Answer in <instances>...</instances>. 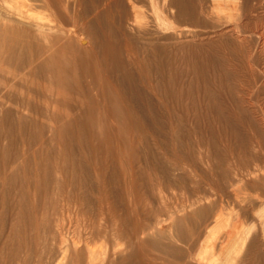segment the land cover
Wrapping results in <instances>:
<instances>
[{
  "label": "bare ground",
  "instance_id": "obj_1",
  "mask_svg": "<svg viewBox=\"0 0 264 264\" xmlns=\"http://www.w3.org/2000/svg\"><path fill=\"white\" fill-rule=\"evenodd\" d=\"M239 1L0 0V264L30 255L41 264L47 237V264H67L71 248V264L85 252L98 255L93 264H264L263 127L239 83L264 88L253 55L264 52V16L248 49ZM199 146L220 162L248 156L252 167L227 174L226 192L243 207L252 177L255 225H242L239 210L223 216L222 198L207 193L174 212L150 210L176 173L196 167ZM199 214L207 224L183 241L176 227Z\"/></svg>",
  "mask_w": 264,
  "mask_h": 264
},
{
  "label": "rangeland",
  "instance_id": "obj_2",
  "mask_svg": "<svg viewBox=\"0 0 264 264\" xmlns=\"http://www.w3.org/2000/svg\"><path fill=\"white\" fill-rule=\"evenodd\" d=\"M246 1V0H245ZM244 0H240L239 1V5L241 6V8H240V14H241V17H243L241 20H242V24L244 25L245 24V26H247L248 27V25L250 26L249 28L250 29H252V32L250 33V38H249V40L251 41V42H248L247 43V47H248V49H250V48H252V49H254L255 47H254V39H255V35H256V32H254L253 30V26L255 25V24H257V25H259L260 24V22H258V21H256V19L254 18L255 16H258V18H260L261 17V15H262V17L264 16V10H263V12L262 11H260L257 7H259V1H263V0H248V1H246L245 2ZM241 2V3H240ZM248 2V3H247ZM250 3V5H248ZM246 5V6H245ZM253 5H255V6H253ZM243 6V7H242ZM248 6V7H247ZM256 9H255V8ZM243 8H246V9H243ZM249 8L250 9H252V10H249ZM242 9V10H241ZM248 10V11H247ZM245 12V13H244ZM246 14V15H245ZM249 19V20H248ZM172 25H175L174 23L173 24H169V26H168V24H167V26L168 27H170V26H172ZM261 25V24H260ZM253 36H254V39H253ZM252 38V39H251ZM250 43V44H249ZM251 43H253V45H251ZM251 45V46H249V45ZM253 46V47H252ZM250 47V48H249ZM252 49L250 50V51H252ZM258 50V51H257ZM260 51H262V49H261V47H258V48H256V50H255V52L253 51V55L255 54V58H256V56L258 55V54H256V53H260L259 55V61L261 62L260 64V66H262V69L264 70V52H263V55H262V52H260ZM261 58V59H260ZM263 58V59H262ZM243 79V80H242ZM242 79H240L239 80V83L241 84V87H242V90H241V93H242V95L244 96V97H249L250 96V99L249 98H244L247 102H249L250 101V108L252 109L251 111H253L254 113H252L253 114V117L255 118V122H256V124H257V130L259 131L260 129L259 128H261V127H263L264 128V107L262 108V106L261 105H263L264 106V91H263V89L264 88H262V86L260 85V82L258 81V80H252L251 78H249L248 76H244V77H242ZM248 79V80H247ZM242 80V81H241ZM246 81V82H245ZM253 81L255 82V83H253ZM184 84H187V82H189L188 80H185V81H182ZM243 82V83H242ZM258 82V83H257ZM255 84V85H254ZM247 85V86H246ZM252 87H251V86ZM260 86V87H259ZM255 87H257V88H255ZM259 87V88H258ZM264 87V86H263ZM244 88H245V90H244ZM254 90V91H252V90ZM259 89V90H258ZM263 92H262V91ZM261 91V92H260ZM252 92H254V93H252ZM255 92H257V93H255ZM245 93H246V95H245ZM196 94H197V97H196ZM263 96V97H262ZM263 98V99H262ZM184 99V102L186 101L187 103H190V101H189V99L190 98H188V97H184L183 98ZM187 99H188V101H187ZM192 99V98H191ZM193 99H195V100H197L198 102L200 101L201 103H203V97H202V95H201V93H194V98ZM257 100V101H256ZM262 102L261 103V105L259 104V102ZM253 103H254V105L255 104H257V106L259 107H257V106H254L253 105ZM259 104V105H258ZM253 105V106H252ZM255 108V109H254ZM261 109H263V110H261ZM261 110V111H260ZM257 111V112H256ZM191 112V113H190ZM260 112V113H259ZM263 112V114L261 115V113ZM189 113V114H188ZM187 115H188V119H190V118H193V115H192V111L191 110H188V112H187ZM256 115H259V117L258 116H256ZM256 118H257V120H256ZM261 118V119H260ZM263 121V122H262ZM263 123V124H262ZM262 124V125H261ZM263 128H261V130L259 131V137H260V140H261V138H262V140L260 141V148H259V150H258V148H256V150H257V153H256V155H257V157L258 158H260V160L262 161V162H264V129ZM256 129V128H255ZM201 148V149H200ZM204 147H201V146H199V148H197V152H201L200 153V155H199V157H200V160H201V158H202V160L201 161H205V162H202V164H199V162H200V160H199V157L196 159V164H195V166L197 167H194V168H189L188 169V167L185 169V170H183V171H179L178 173H176L177 175L179 174V176H181V180L179 179L178 180V182H175V184L173 185V186H171V188H166L165 190H164V192H163V196H162V198H161V200L160 201H158V200H153L152 201V203H151V205L149 206L150 207V210L152 211H157V212H159V214L160 215H162V214H165V211L166 212H174L175 210H178V209H180L181 207H182V205H185L186 203H188V200L192 197V196H194V194L195 195H199L200 194V196H203V195H205L206 193L208 194V195H210L211 197H215V198H217V199H221L223 202H225V203H223L222 201H221V205H222V209H223V211H222V209H221V213H223L222 215L223 216H225V214H228L229 216H230V213L232 214L233 212H231V211H234V212H236L237 210H239V212L238 213H240V215H242L243 214V219H242V217H241V224L243 225L244 224V226H246V224H247V222H248V224H247V226H251V225H255L256 223H257V221L254 219L253 221H254V223H252L253 221H251L250 219H249V216H250V214L249 213H251L255 208V206L254 205H256L255 204V202H253L254 200H252V198L254 197V196H252L253 194H254V192H253V190H251V189H249L250 191L249 192H247L248 190V187H249V183H251L253 180H252V177H247V178H245V184H244V188L242 189V195L241 196H244V198H245V202H246V204L245 203H243V204H241V205H243V207H237V205H233L232 204V200L230 199V197H228V195H227V192H226V190H227V174H233V171L236 173V172H239V171H244V170H246L248 167H252V162H248L249 160H247L248 158V156H240V157H234V158H230V159H228V158H225V159H222V161L220 162V161H218V160H216V159H213V156L212 155H210L211 153H210V150H208V148H204ZM198 149H200V150H198ZM206 149H207V151H206ZM203 151H204V153H203ZM205 151L207 152V153H205ZM262 151V152H261ZM209 153V154H208ZM203 154V155H202ZM206 154V156H207V158L204 156ZM202 155V156H201ZM206 158V159H205ZM247 158V159H246ZM239 159V160H238ZM207 160V161H206ZM209 160H211V161H209ZM246 160V161H245ZM199 161V162H198ZM232 161H234V163L232 162ZM214 162V163H213ZM226 162V163H225ZM231 162V164H229ZM219 163V164H218ZM233 163V164H232ZM247 163V165H245ZM254 163H256L255 161H254ZM258 163H260L261 164V162H258ZM199 164V165H198ZM207 164V165H206ZM213 164V165H212ZM217 164H218V166H217ZM221 165V166H220ZM226 165H229V166H227L228 167V169H227V167H226ZM239 165V166H238ZM199 166V167H198ZM201 166H202V168H201ZM214 166V167H213ZM217 166V167H216ZM238 167V168H237ZM246 169H245V168ZM240 168V169H239ZM195 169V170H194ZM198 169V170H197ZM209 169H211V171L209 170ZM212 169H214L215 171V173L213 172V170ZM221 169V170H220ZM235 169V170H234ZM189 170V171H188ZM197 170V171H196ZM200 170V171H199ZM191 171V172H190ZM195 173H194V172ZM224 171V172H223ZM182 173V175H181V173ZM210 172V173H209ZM197 173V174H196ZM219 173V174H218ZM190 174H191V176H190ZM205 174V175H204ZM225 174V175H224ZM192 178V179H191ZM187 179V180H186ZM190 179V180H189ZM196 181H195V180ZM198 179V180H197ZM217 179H219L218 181H217ZM223 179V180H222ZM184 180V181H183ZM194 180V181H193ZM247 180V181H246ZM217 181V182H216ZM183 184H182V183ZM188 182V183H187ZM190 182V183H189ZM202 182V183H201ZM208 182V186H207V183ZM187 183V184H186ZM194 183H195V185H194ZM225 183V184H224ZM180 186H179V185ZM176 186V187H175ZM179 186V187H178ZM189 186V187H188ZM197 187L196 188V190H198V191H196L195 190V188L194 189H192L193 187ZM209 186H210V188H209ZM222 186V187H221ZM246 186H247V189H246ZM175 187V188H174ZM185 187V188H184ZM187 187V188H186ZM212 187V188H211ZM214 187V188H213ZM224 187V188H223ZM225 187H226V189H225ZM173 188H174V191H173ZM199 188V189H198ZM209 188V189H208ZM250 188V187H249ZM189 189V190H188ZM190 189H191V191H190ZM203 189V190H202ZM212 189V190H211ZM178 192H177V191ZM208 190H210V192L208 191ZM175 191H176V193H175ZM185 191V193H183ZM193 191H195V192H193ZM201 191V192H200ZM204 191V193H202ZM212 191V192H211ZM220 191V192H219ZM246 192V193H244V192ZM253 193H252V192ZM170 192V193H169ZM172 192H173V194H172ZM180 192V193H179ZM197 192H200V193H197ZM169 195H167V194ZM174 193L176 194V196L174 195ZM192 193H194V194H192ZM202 193V194H201ZM214 193V194H213ZM220 193H222V195L220 194ZM179 194H181V195H179ZM185 194V195H184ZM206 194V195H207ZM251 194V195H250ZM171 195H172V197H171ZM191 195V196H190ZM214 195V196H213ZM218 195V196H217ZM249 195V196H248ZM182 196V197H181ZM187 196V197H186ZM190 196V197H189ZM219 196H222V197H219ZM186 197V198H185ZM210 197V199H212ZM247 197V198H246ZM250 197V198H249ZM166 198V199H165ZM167 198H168V200H167ZM163 199V200H162ZM173 200V202H169V201H172ZM177 199V200H176ZM188 199V200H187ZM249 199V203H248V200ZM260 199H262V201H264V196L263 195H260ZM163 203H162V202ZM166 201H167V203H166ZM177 201V202H176ZM230 201H231V203H230ZM254 203V205H252L253 203ZM168 202H169V204H168ZM174 202L175 203H177V205L176 204H174ZM173 203V204H172ZM182 203V204H181ZM205 203V204H204ZM223 203V204H222ZM227 203V204H226ZM252 203V204H251ZM168 204V205H167ZM172 204V205H171ZM179 204V205H178ZM207 204V205H206ZM211 204V203H210ZM210 204H209V202L207 201V202H203V205H206V206H210ZM157 205V206H156ZM175 207H174V206ZM202 205V206H203ZM226 205V206H225ZM252 206V208H251V206ZM152 206V207H151ZM227 206H228V209H227ZM229 206L231 207V209L232 210H230V208H229ZM233 206V207H232ZM236 206V207H235ZM245 206H247V207H245ZM179 207V208H178ZM155 208H156V210H155ZM160 208V209H159ZM198 208H200V207H198ZM197 207L195 208L196 210L198 209ZM210 208V207H209ZM236 209V210H234V209ZM241 210H240V209ZM250 208V209H249ZM256 208H257V206H256ZM253 209V210H252ZM170 210H173V211H170ZM230 210V211H229ZM246 210V211H245ZM251 210V211H250ZM50 211H52V208H51V210L50 209H48V212H50ZM164 211V212H163ZM226 211V212H225ZM242 212V213H241ZM0 213H1V210H0ZM184 213H188L189 214V211L188 212H184ZM184 213H182V212H179V213H177L176 215H175V218H177V221H178V219H180V218H182L183 217V214ZM246 213H248L247 215H246ZM228 215H226L225 217H228ZM200 214L199 215H196L194 218H192L193 219V221H194V219H195V221H196V223H194L193 221H192V219H189L185 224H183V225H181L180 227L179 226H177L176 228H177V230L175 229V233L176 234H178L182 239H183V241H190V239L191 240H195L196 238H197V236H199L200 235V233L199 232H201L202 231V229H203V227L207 224V221H208V219H209V216H205V215H201L200 217ZM202 216H204V217H202ZM246 216V217H245ZM199 219V220H197V218ZM0 218H1V214H0ZM205 218V219H204ZM246 218V219H245ZM247 218H248V220H247ZM200 219H202L204 222H205V224L203 223V221L202 220H200ZM206 220V221H205ZM203 223H201V222ZM199 224H198V223ZM250 222V223H249ZM194 223V224H193ZM252 223V224H251ZM197 224V225H196ZM200 225V226H199ZM202 225V226H201ZM186 226V227H185ZM190 226V227H189ZM183 227V228H182ZM200 227V228H199ZM186 230H185V229ZM191 230H190V229ZM198 229V230H197ZM200 229V230H199ZM225 229L226 230H222L223 231V233H226V232H228V228H226L225 227ZM195 236V237H194ZM187 237V238H186ZM50 237H47V246L46 247H44V248H42V247H40V249H39V253L38 254H40V257H39V255H38V257L40 258V261H42V263L41 264H47L46 262H51V259H52V257L51 256H54V253H55V246H54V244H55V241L53 240V242H51L52 240L51 239H49ZM186 238V239H185ZM189 238V239H188ZM195 238V239H194ZM160 240V243L161 242H163L161 239H159ZM159 240L158 241H155V239H149V241H152V242H154L155 241V244L156 245H158V246H163V244H164V242L163 243H161V245H160V243H158L159 242ZM50 241V242H49ZM69 242V241H68ZM53 244V246L54 247H52L53 249H54V252L53 251H51V250H53V249H51V246H52V244ZM98 243V242H97ZM51 244V245H50ZM101 244V242H99V244H96V248H98V246ZM180 245V246H179ZM80 246V245H79ZM177 247L180 249L181 248V250L183 249V252L185 253V254H187V252H185V251H187L185 248H186V245H185V243H181V242H179L178 244H177ZM79 248V247H78ZM42 249V250H41ZM45 249H48V250H45ZM72 249V248H71ZM70 249V251L67 253V259H66V263L67 264H71V262L73 263V260H71V259H74L73 257L70 259V257L71 256H73V255H71V254H73ZM40 250H41V252L42 251H44V254H43V252L41 253L40 252ZM25 251V252H24ZM28 250L26 249L25 250V248H23L22 249V251H21V253L22 254H24V253H26ZM47 251V255H46V252ZM24 252V253H23ZM28 253H29V251H28ZM53 253V254H52ZM154 253H156V252H154ZM48 254H52V255H49V257L47 258L46 257V259L48 260H46L45 259V256H48ZM85 254L86 255H84L83 254V256H82V260H81V264H93V263H95V261H96V259H95V257L96 256H98V255H90L89 253L87 254L86 252H85ZM71 255V256H70ZM88 255V257L89 258H87L86 256ZM42 256V257H41ZM43 258V259H42ZM51 258V259H50ZM89 259V260H88ZM46 260V261H45ZM95 260V261H94ZM37 262V260L35 259V257H34V255H30V256H28V259H27V262H28V264H36V262ZM68 261V262H67ZM83 261V262H82ZM91 261H92V263H91ZM88 262V263H87ZM48 263V264H49ZM62 263H64V261L62 262ZM61 263V264H62Z\"/></svg>",
  "mask_w": 264,
  "mask_h": 264
}]
</instances>
